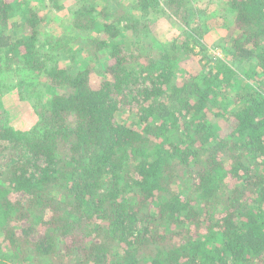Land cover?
<instances>
[{
  "label": "trees",
  "instance_id": "1",
  "mask_svg": "<svg viewBox=\"0 0 264 264\" xmlns=\"http://www.w3.org/2000/svg\"><path fill=\"white\" fill-rule=\"evenodd\" d=\"M73 1L0 0V96L40 119L0 110V264H264V0ZM61 9L69 67L70 39L41 33ZM204 16L235 68H184ZM164 17L182 29L168 46L150 37Z\"/></svg>",
  "mask_w": 264,
  "mask_h": 264
},
{
  "label": "rangeland",
  "instance_id": "2",
  "mask_svg": "<svg viewBox=\"0 0 264 264\" xmlns=\"http://www.w3.org/2000/svg\"><path fill=\"white\" fill-rule=\"evenodd\" d=\"M57 1L65 6L66 10H69V8L72 6L75 7L78 3L73 0ZM112 1L114 4L122 3L126 6L134 5L137 0ZM220 1L221 0H191V7H193L194 12H196L199 9L207 8L209 5L218 4L220 3ZM98 4L100 8L104 7L105 5V3L102 1H99ZM118 5H114L115 8H118ZM33 6L39 9H45V6H43V3L39 2V0H35V2H33ZM48 17L49 22L46 26L41 28V33H45V35H50L53 37L63 38L65 41L68 38L70 39V41L67 42V52L62 53V51L59 54L60 66L69 67L70 64L72 65V61L69 56L73 55V51H75L76 48L74 40L71 38L72 35L75 36V34L71 33L72 31H69L68 34H66L67 27L70 25L71 16L70 14H66V12L61 9L58 12L49 14ZM21 23L22 21L19 15H12L9 19V27L7 33L14 38L24 37V31ZM150 31V37H154L155 39H157L161 45L168 46L173 42L174 38L180 36L182 29L178 22L175 23L174 19L164 17L157 23H154L153 26L150 27ZM205 33L206 36L203 38V42H205L206 44L207 51H203L200 47H197L196 51L198 52V55L189 57L187 60L183 61L182 64L184 65V68L188 72L195 74L200 73L201 70H203L204 66H207L208 71L216 72L220 66H227L229 68H235L236 66H238L237 63H234V65L230 63L232 54L229 49H227V44L224 41L225 31L220 26H218V19L214 16H211L208 20L206 19ZM239 83L240 82H238L237 84L239 85ZM41 88L43 90L42 94H45L44 88L42 86ZM36 97H38V95L35 94L32 98L36 99ZM27 98V95L21 94L17 89L10 90L5 93V95L0 96V110L3 109L5 111V117H7L8 126L15 128L16 130L27 131L32 130L39 124V114L37 110L32 106V102ZM126 117L128 116H123L122 114L118 115V119L120 121L126 119ZM133 121L134 120L130 118V123Z\"/></svg>",
  "mask_w": 264,
  "mask_h": 264
}]
</instances>
